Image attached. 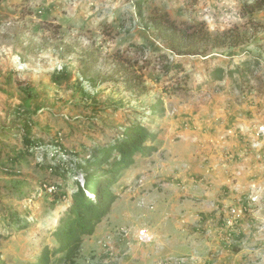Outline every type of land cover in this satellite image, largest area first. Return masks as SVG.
Listing matches in <instances>:
<instances>
[{
	"label": "rangeland",
	"instance_id": "374dc122",
	"mask_svg": "<svg viewBox=\"0 0 264 264\" xmlns=\"http://www.w3.org/2000/svg\"><path fill=\"white\" fill-rule=\"evenodd\" d=\"M134 1L0 0L3 264L56 248L72 196L95 197L87 159L134 119L154 133V151L121 170L108 214L67 264H264V9L242 18L256 0H146V11L211 36L243 37L176 55L139 23ZM172 62L183 72L164 74ZM244 63L255 65L245 80H209ZM126 71L140 74L143 95L125 89ZM156 99L159 118L147 112Z\"/></svg>",
	"mask_w": 264,
	"mask_h": 264
},
{
	"label": "trees",
	"instance_id": "16d2710c",
	"mask_svg": "<svg viewBox=\"0 0 264 264\" xmlns=\"http://www.w3.org/2000/svg\"><path fill=\"white\" fill-rule=\"evenodd\" d=\"M145 2L146 0L134 1V14H136L139 23L152 29L157 38L162 40L168 49L176 55L200 54L197 51L198 43L211 45L214 48L223 47L229 43L234 46L242 43L243 37L238 33L231 35L233 34L231 31L228 36H211L199 26L191 28L188 25L178 23L165 13L146 11L144 8ZM195 2L196 0L190 1L192 5ZM241 8L240 14L242 18H245L247 15L264 9V0L245 1ZM141 50L142 53L146 52L145 47H142ZM157 58H159L157 63L160 64L163 62L165 55L159 54ZM84 61L83 65L86 66V59ZM249 66L253 67L255 65L244 63L237 69L226 71L221 67H216L211 71L209 80L221 81L225 76L232 81H235V78L245 80L243 71L250 70L248 69ZM161 69L164 74L183 72L180 62L165 63ZM250 72L252 73V71ZM141 79L137 71L133 73L126 71L125 73L123 84L128 92L135 93L134 97H139L144 93L143 88L140 86ZM174 86L176 87L173 90L179 88V85ZM147 112L156 118L162 117L164 113L162 101L156 99L147 108ZM134 121L125 127L121 134H118L105 146L100 147L93 156L87 159L88 161L83 166L86 174L85 188L95 197L93 199L86 197L82 189H79L72 196L73 201L67 211V217L59 222L58 228L52 233L57 242L56 248L44 249L34 264H53L54 262L67 264L73 262L74 257L79 252L82 239L93 234L95 227L108 214L111 204L116 199L111 188L116 183L121 170L133 162L135 154L148 155L154 151L153 146L146 145L155 138L154 133L149 131L140 119H134ZM30 125L27 122L22 125L28 147L33 146V143L28 139L30 137ZM20 159L21 155L17 154L11 157L9 161L11 164H15ZM103 165L108 166L107 171H103ZM50 257L55 260L50 259ZM0 264H3L1 259Z\"/></svg>",
	"mask_w": 264,
	"mask_h": 264
},
{
	"label": "built area",
	"instance_id": "2783aa9c",
	"mask_svg": "<svg viewBox=\"0 0 264 264\" xmlns=\"http://www.w3.org/2000/svg\"><path fill=\"white\" fill-rule=\"evenodd\" d=\"M139 241L146 243L147 241H149V239L146 235H141L139 236Z\"/></svg>",
	"mask_w": 264,
	"mask_h": 264
},
{
	"label": "clouds",
	"instance_id": "9594fccd",
	"mask_svg": "<svg viewBox=\"0 0 264 264\" xmlns=\"http://www.w3.org/2000/svg\"><path fill=\"white\" fill-rule=\"evenodd\" d=\"M90 193V192H89ZM90 198V197H89ZM93 199V198H92Z\"/></svg>",
	"mask_w": 264,
	"mask_h": 264
},
{
	"label": "bare ground",
	"instance_id": "6f19581e",
	"mask_svg": "<svg viewBox=\"0 0 264 264\" xmlns=\"http://www.w3.org/2000/svg\"><path fill=\"white\" fill-rule=\"evenodd\" d=\"M91 193V192H90Z\"/></svg>",
	"mask_w": 264,
	"mask_h": 264
}]
</instances>
